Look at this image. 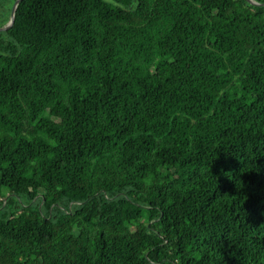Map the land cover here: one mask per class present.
I'll return each mask as SVG.
<instances>
[{
    "label": "trees",
    "instance_id": "trees-1",
    "mask_svg": "<svg viewBox=\"0 0 264 264\" xmlns=\"http://www.w3.org/2000/svg\"><path fill=\"white\" fill-rule=\"evenodd\" d=\"M253 1L17 2L0 30V264H264Z\"/></svg>",
    "mask_w": 264,
    "mask_h": 264
},
{
    "label": "water",
    "instance_id": "water-1",
    "mask_svg": "<svg viewBox=\"0 0 264 264\" xmlns=\"http://www.w3.org/2000/svg\"><path fill=\"white\" fill-rule=\"evenodd\" d=\"M19 0H14L12 5H11V8H10V11H9V15H8V21L5 23L4 26L0 27V30H6L8 29L12 23H13V17H14V10H15V7H16V4ZM250 4H259L253 0H247ZM262 4H264V2H261Z\"/></svg>",
    "mask_w": 264,
    "mask_h": 264
},
{
    "label": "rangeland",
    "instance_id": "rangeland-1",
    "mask_svg": "<svg viewBox=\"0 0 264 264\" xmlns=\"http://www.w3.org/2000/svg\"><path fill=\"white\" fill-rule=\"evenodd\" d=\"M12 2H13V0H7L6 1V6H10V4L12 5ZM3 14V10H1V15ZM138 179V178H137Z\"/></svg>",
    "mask_w": 264,
    "mask_h": 264
}]
</instances>
